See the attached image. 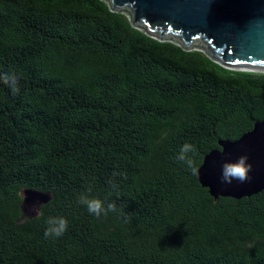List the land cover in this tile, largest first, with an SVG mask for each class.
<instances>
[{"label": "trees", "instance_id": "1", "mask_svg": "<svg viewBox=\"0 0 264 264\" xmlns=\"http://www.w3.org/2000/svg\"><path fill=\"white\" fill-rule=\"evenodd\" d=\"M256 121L264 72L160 40L107 0H0V264H264V189L216 199L198 177ZM26 188L49 201L29 212ZM82 195L115 210L89 214ZM49 216L62 236L44 235Z\"/></svg>", "mask_w": 264, "mask_h": 264}, {"label": "water", "instance_id": "2", "mask_svg": "<svg viewBox=\"0 0 264 264\" xmlns=\"http://www.w3.org/2000/svg\"><path fill=\"white\" fill-rule=\"evenodd\" d=\"M113 11H124L135 26L160 40H173L185 49H202L231 69L264 72V0H107ZM198 169L202 186L216 199L242 198L264 189V121L237 139L220 141ZM246 157L248 179L222 182V169ZM29 211L49 201L39 190H23Z\"/></svg>", "mask_w": 264, "mask_h": 264}, {"label": "clouds", "instance_id": "3", "mask_svg": "<svg viewBox=\"0 0 264 264\" xmlns=\"http://www.w3.org/2000/svg\"><path fill=\"white\" fill-rule=\"evenodd\" d=\"M15 77H13V83ZM196 149L190 144H184L175 159L178 163L186 165L188 168L193 167L192 157L195 155ZM251 170V165L247 163L246 157H241L234 164H227L222 169L221 179L224 183H231L233 180H238L243 183L248 179V172ZM79 203L86 207L89 214L100 216L102 213L107 214L108 211H114L115 206L109 204L107 209L104 208L103 202L99 199H90L82 195ZM47 227L44 235L46 237L58 238L62 236L68 229V221L63 216H49L45 221Z\"/></svg>", "mask_w": 264, "mask_h": 264}, {"label": "rangeland", "instance_id": "4", "mask_svg": "<svg viewBox=\"0 0 264 264\" xmlns=\"http://www.w3.org/2000/svg\"><path fill=\"white\" fill-rule=\"evenodd\" d=\"M34 210L36 209V208H33Z\"/></svg>", "mask_w": 264, "mask_h": 264}]
</instances>
